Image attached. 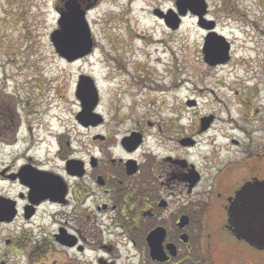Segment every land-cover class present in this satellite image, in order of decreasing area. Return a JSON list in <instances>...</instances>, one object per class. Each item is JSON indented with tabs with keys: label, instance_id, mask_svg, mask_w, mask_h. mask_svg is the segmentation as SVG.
Returning a JSON list of instances; mask_svg holds the SVG:
<instances>
[{
	"label": "flooded vegetation",
	"instance_id": "obj_1",
	"mask_svg": "<svg viewBox=\"0 0 264 264\" xmlns=\"http://www.w3.org/2000/svg\"><path fill=\"white\" fill-rule=\"evenodd\" d=\"M85 75L72 90L78 112L31 79L1 80L0 239L17 257L11 263L264 264V245L230 229L233 220H264L262 127L227 139L226 157L194 155L186 149L200 141L178 129L179 117L173 125L153 115L140 92L121 118L115 104L105 117ZM85 81L96 88L91 102ZM80 96L93 103L84 121ZM249 110L245 121H258ZM214 120L204 129L199 121L197 133Z\"/></svg>",
	"mask_w": 264,
	"mask_h": 264
},
{
	"label": "rangeland",
	"instance_id": "obj_2",
	"mask_svg": "<svg viewBox=\"0 0 264 264\" xmlns=\"http://www.w3.org/2000/svg\"><path fill=\"white\" fill-rule=\"evenodd\" d=\"M66 1L0 0V83L9 79L14 80L8 83L11 86L24 85L31 79L32 85H42L63 101L65 96L78 112L72 90L79 75L88 74L100 90V109L107 118L113 115V104L120 106L121 118L134 102L132 94L140 92L142 100H149L146 107L153 115L173 125L179 117L178 129L200 141L186 149L194 155L222 152L221 158L226 157V150H230L227 139L243 141L245 133L253 132L250 129L257 124L263 129L257 137L264 134L263 0H205L208 8L204 19L214 21L216 32L231 42L230 60L216 66L203 59L207 31L198 25L196 15L187 12L176 30L165 24L163 15L176 11V0H77L83 7L89 5L86 21L94 49L67 61L50 40ZM138 35L144 37L139 42ZM156 38L162 39L161 45L151 47ZM114 73L119 75L114 77ZM146 84L150 89L143 88ZM179 87L183 89L178 93ZM155 88L164 91L155 92ZM189 100L196 104H186ZM256 108L259 120L245 121L246 112L250 109L248 116L253 117ZM210 114L215 119L212 125L197 133L200 118ZM130 121L125 120L123 126ZM248 125L250 128L243 127ZM215 146L221 148L219 152ZM119 237L108 243L117 244ZM3 249L0 239V260L4 254L12 264V258L17 257L5 255ZM118 262L124 264V259Z\"/></svg>",
	"mask_w": 264,
	"mask_h": 264
},
{
	"label": "water",
	"instance_id": "obj_3",
	"mask_svg": "<svg viewBox=\"0 0 264 264\" xmlns=\"http://www.w3.org/2000/svg\"><path fill=\"white\" fill-rule=\"evenodd\" d=\"M176 11H168L164 14V20L171 29H177L181 22L180 16H185L187 12L197 16L198 25L207 31L202 46L204 61L210 66L224 64L230 60V41L218 34L215 30V22L204 19L208 5L205 0H176ZM89 8H82L77 0H67L64 3V10L60 11L58 28L50 34V40L55 50L62 57L71 61L82 57L92 50V37L90 28L86 21V11ZM162 16L159 12L157 13ZM83 79L81 80L82 83ZM82 90L89 95L88 101H93V93H96L93 85L84 82ZM83 110L79 117L84 121L92 114L93 103L87 107L83 98ZM88 104V103H87ZM213 116H205L200 119V125L204 129L212 121ZM230 229L238 238L244 239L252 245H264V220L243 219L230 222Z\"/></svg>",
	"mask_w": 264,
	"mask_h": 264
},
{
	"label": "bare ground",
	"instance_id": "obj_4",
	"mask_svg": "<svg viewBox=\"0 0 264 264\" xmlns=\"http://www.w3.org/2000/svg\"><path fill=\"white\" fill-rule=\"evenodd\" d=\"M142 38H144V37H141L140 35H138V37H136V40L139 42ZM161 43H162V39H158V38H156V39H152V41H151V43H150V46H151V47H153V46H155V45L160 46ZM156 61H159V58H157ZM115 75L118 76L119 73H116ZM182 89H183V87H182V88L179 87L176 91L179 93V92H181Z\"/></svg>",
	"mask_w": 264,
	"mask_h": 264
},
{
	"label": "trees",
	"instance_id": "obj_5",
	"mask_svg": "<svg viewBox=\"0 0 264 264\" xmlns=\"http://www.w3.org/2000/svg\"><path fill=\"white\" fill-rule=\"evenodd\" d=\"M263 7H264V0H263Z\"/></svg>",
	"mask_w": 264,
	"mask_h": 264
}]
</instances>
